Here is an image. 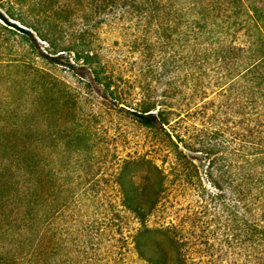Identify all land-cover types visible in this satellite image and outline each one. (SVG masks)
<instances>
[{"label": "rangeland", "instance_id": "374dc122", "mask_svg": "<svg viewBox=\"0 0 264 264\" xmlns=\"http://www.w3.org/2000/svg\"><path fill=\"white\" fill-rule=\"evenodd\" d=\"M0 11L14 25L0 19L4 103L26 107L37 99L42 113L51 95H69L68 112L58 107L49 117H36L43 131L69 127V153L65 142H59L53 163L59 168L69 161V264H151L135 248L134 235L143 225L122 206L117 184L123 160L135 158L142 160V169L128 166L129 179L141 187L149 182L147 175L153 184L166 176L165 195L146 221L155 229L146 241L152 248L165 251L171 264H257L236 236L240 231L232 230L223 206L200 196L195 185L175 180V156L132 115L142 100L165 104L161 106L186 116V128H179L180 121L175 132L186 139L194 127L230 125L225 123L223 91L214 79L204 78L198 89L187 86L181 58L188 48L160 36L156 18L150 31L129 27L131 22L118 15L87 31L81 14L69 10V0H0ZM243 32L237 39L245 42ZM88 51L97 53L114 76L117 95H109L93 80L84 63ZM9 62L14 63V81L8 79ZM54 85L57 92L50 91ZM75 131L81 138H73ZM49 144V139L41 144L42 158L48 156ZM187 153L195 157L204 177L200 155ZM2 221L6 225V215ZM165 229L176 237L165 235ZM2 241L9 243L0 231Z\"/></svg>", "mask_w": 264, "mask_h": 264}, {"label": "trees", "instance_id": "16d2710c", "mask_svg": "<svg viewBox=\"0 0 264 264\" xmlns=\"http://www.w3.org/2000/svg\"><path fill=\"white\" fill-rule=\"evenodd\" d=\"M69 10L81 14L87 31L115 15L131 22L129 27L134 24L150 31L156 18L160 36L188 48L181 60L189 89L204 86L206 77L214 79L224 95L225 123H230L225 128L194 127L190 132L187 128V140L175 133L180 121L179 128L185 126L186 116L161 106L165 104L142 100L132 115L175 156V180L195 185L200 196L221 204L248 253L257 264H264V0H69ZM0 19L14 26L1 11ZM241 30L245 42L237 39ZM84 63L105 92L117 95L114 76L107 73L97 53L88 51ZM10 64L14 63L5 67L8 79L14 81ZM50 91L57 92L56 85ZM50 97L41 113L37 99L12 108L0 95V231L9 240L0 244L5 252L0 254V264H69V161L59 168L53 164L59 142H65L69 153V127L43 131L36 118L37 113L49 117L57 113L51 109L58 107L68 112L69 95ZM73 134L74 139L81 138L80 131ZM48 139V156L42 158L41 144ZM187 151L200 155L205 163L208 185ZM141 161L124 159L120 166L121 204L143 225L134 235L139 255L151 264H171L165 251L146 242L155 230L146 225L147 217L165 195L166 176L160 171L158 183L153 184L147 175L149 182L141 187L129 179L127 168L141 170ZM164 233L176 237L170 229Z\"/></svg>", "mask_w": 264, "mask_h": 264}]
</instances>
